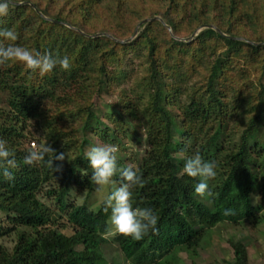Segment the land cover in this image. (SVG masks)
Wrapping results in <instances>:
<instances>
[{
    "label": "trees",
    "instance_id": "obj_1",
    "mask_svg": "<svg viewBox=\"0 0 264 264\" xmlns=\"http://www.w3.org/2000/svg\"><path fill=\"white\" fill-rule=\"evenodd\" d=\"M102 1L61 0L54 6L56 0L23 4L16 0L8 14L0 16V29H12L18 36L14 42L4 41L5 45L14 43L41 55H67L71 63L67 71L57 66L44 75L19 62L0 66V138L7 141L18 164L11 170L14 181L0 176V239L13 240L10 248L0 243V264H106L101 246L106 242L110 210L105 212L101 202L95 209L86 202L73 203L69 195L95 186L90 162L83 155L87 135L122 145L117 133L138 134L142 118L147 146L131 165L144 183L132 190V203L152 208L158 222L141 240L112 237L127 264H174L176 253H194L206 230L218 223L264 221L259 204H264V82L260 77L264 45L247 42H262L264 37L237 31L238 21L244 17V28L254 26L257 15H239L238 0H195L199 4L193 5L181 26L182 17L174 13L176 0H167L168 4L146 14L133 7L126 10L120 6L124 0H117L111 20L101 21L97 15ZM152 16L161 18L172 34L159 20L150 19L132 36L135 23ZM200 25H213L225 35L247 41L225 37L208 26L188 41L175 38L184 36L182 28L187 26L190 33ZM130 36L127 42L117 41ZM238 58L243 59L242 66L234 63ZM133 60L141 74L136 88L146 92L141 114L132 88L125 84ZM247 64L260 70L249 99L229 85L239 83V75L249 74ZM112 94L115 101L106 104L113 110L97 113L94 98ZM244 103L242 121L229 125ZM32 140L65 154L64 161H53L54 167L62 165L61 171L44 162L23 163ZM196 152L217 163V177L209 181L213 197L198 196L196 179L175 174L174 156L181 155L183 169L185 158ZM52 158L50 153L46 160ZM113 181L122 182L119 171ZM226 208L235 215L225 217ZM230 246V264H247L244 245L230 241Z\"/></svg>",
    "mask_w": 264,
    "mask_h": 264
},
{
    "label": "rangeland",
    "instance_id": "obj_2",
    "mask_svg": "<svg viewBox=\"0 0 264 264\" xmlns=\"http://www.w3.org/2000/svg\"><path fill=\"white\" fill-rule=\"evenodd\" d=\"M166 1L155 0L151 4L148 3L146 0L141 1V3L136 2V0H124L122 4H120V6L122 8H125L126 10H127V6L133 7V9H135L136 11L139 10L141 13L144 12V14H146L150 11L149 9L159 8L161 6H164L166 3L168 4V1L167 2ZM215 1L220 3L223 0H215ZM238 1L241 4L240 9L237 12L238 14L240 12V13H248L250 15L251 13H254L255 15H257V20L254 25L255 27L250 26L244 28L241 21H244L245 18L243 17V19L239 22L238 21L239 16L236 14V21H238L237 26L240 27L239 30H237L238 33L240 32L248 35L251 34V36L261 35L262 37H264V0H238ZM59 2H61V0H56L54 6L59 4ZM175 2H176V7L174 9L175 16L176 17L181 16L183 21L181 26L185 25L186 24L185 18L187 16V13H189L193 5L199 3L195 0H176ZM116 3L117 0H103L101 2V8L100 10H98V13H100V15L99 14L97 15L99 16L101 21L107 18L111 20V16L113 15L111 13ZM140 21L135 23L134 30ZM161 24L166 28V30L170 34H172L171 29L167 24H165L164 22ZM126 26H130V24L126 23ZM186 27L180 30L181 35L184 36L175 37L176 39L180 38L179 40H182L183 38L189 37L192 33L196 34L200 30V29L196 30L199 27L197 26L189 33L188 28ZM157 32H159L157 36L161 37L162 36L161 31H157ZM123 33L124 35H127V32L123 31ZM132 36L128 38L131 39ZM234 63L238 66H242L243 59L238 58L234 61ZM132 66H133V71L131 72V78L125 84L130 85V87L132 88L133 90L132 95L137 99V107L139 113L141 114V110L143 109L145 103L146 92L143 90L138 91V89L136 88V83H135L136 79L141 74L135 60L132 61ZM245 67H246L245 68L246 71H249V74L239 75L238 77L240 82L236 84L231 82L229 83V85L231 86V89L235 91V93L238 91H242L243 94L245 95L242 97L249 99V93L250 95H253L254 91L256 90L257 85L255 80L260 70H256L254 65L247 64L245 65ZM233 74L235 73L233 72ZM260 77L264 82V71L262 72V76ZM115 99L116 96L114 94L110 96L106 95L103 98H98V99L94 98V100H96L98 104L97 106L98 109L95 110L97 111V113L109 112L113 110V107L108 106L106 103L113 102L115 101ZM245 104L246 103L242 104L241 106H239V108L236 111H234V116H232V119H230L229 125H237L238 122L242 121L243 119L242 116L244 114L243 110L247 108ZM140 122H141V128L138 134L133 131H128L127 133H120V132L117 133L122 144V145H117L119 148V152L117 153L118 160L121 161L122 163L119 164L118 167L119 169L122 168V165L124 166L131 165L136 160V158L139 157V155H141V153L147 146L146 137L144 133L146 124L144 123L143 118L140 119ZM78 134L80 139L81 135L80 133ZM87 137L89 143L84 145L83 155L91 146H95L98 144H109L104 142L102 138L99 137V135L89 134L87 135ZM27 145L30 149H32L33 145H36V142L35 140L28 141ZM180 159H181L180 154H176L174 156L175 174L177 175H180L182 172V167L179 164ZM97 187L98 186L95 185L93 190L89 192L85 189L72 190L69 195V201L77 204L86 202V204L90 208L95 209L100 204L102 199V194L97 191ZM108 191H110V187L105 188V193H107ZM253 201L255 204L259 203L257 202L258 201L257 197L254 198ZM43 202H45L47 205L53 208L51 202L47 200H43ZM259 204H262L263 209L261 211L263 212L264 204L263 203H259ZM110 228H111V224L109 222L108 230ZM61 231H63L66 234L69 233V230L67 228H62ZM206 233L207 235L201 240L200 246L195 248L194 253L187 254L186 252H182V251L176 253L175 255L176 258H174L175 259L174 264H230V262L232 261V249L230 246V241L232 242L240 241L244 245L247 253V264H264V221L257 222L255 224H251L249 222H242L239 224L222 222L214 225L211 229H207ZM112 237L113 236L106 237L104 234V238L106 239V242L103 243L101 246L102 254L105 257L106 264H127V261L123 258V256L117 249L116 244L113 242ZM0 243L10 248L13 243V240L11 237H7V238L5 237L0 239Z\"/></svg>",
    "mask_w": 264,
    "mask_h": 264
},
{
    "label": "clouds",
    "instance_id": "obj_3",
    "mask_svg": "<svg viewBox=\"0 0 264 264\" xmlns=\"http://www.w3.org/2000/svg\"><path fill=\"white\" fill-rule=\"evenodd\" d=\"M16 0H0V16L8 14L9 5L15 6ZM25 0H19L23 4ZM18 39L17 33L12 29H0V66L7 65L9 62L22 63L27 69L35 72L39 71L41 75L51 72L59 66L62 70H69L71 67L70 58L65 55L53 56L50 53L41 55L29 48L8 43ZM119 148L114 144H98L89 147L84 153V157L90 162L93 170L91 183L97 185V191L102 194L101 203L103 210H110L111 228L105 234L115 236L117 234L132 237L135 240H141L149 232L155 230L158 217L155 211L149 207H133V189L136 186L143 187V179L138 175L133 165L118 169ZM53 154L51 160H46L48 154ZM14 153L9 150L7 141L0 138V176L7 181H14L15 177L12 169L18 167L14 158ZM183 155V154H182ZM65 154H57L56 150L49 144L33 145L32 149L25 155L23 163L33 165L47 163L51 165L55 172L62 170V165L53 166V161H64ZM217 163L215 161H206L199 152L188 156L184 160L182 172L188 177L196 179L194 185L195 194L200 197H213V192L209 188V181L217 177ZM121 176V183L116 185L113 177L117 174ZM110 187V191L105 193V188ZM225 217L235 215V211L226 208L222 213Z\"/></svg>",
    "mask_w": 264,
    "mask_h": 264
},
{
    "label": "water",
    "instance_id": "obj_4",
    "mask_svg": "<svg viewBox=\"0 0 264 264\" xmlns=\"http://www.w3.org/2000/svg\"><path fill=\"white\" fill-rule=\"evenodd\" d=\"M15 4H17V2H15ZM38 14H39L41 17H43V18H45V19H48V18L44 17L40 12H38ZM150 19H157V20H159L161 23H163L162 20H161L159 17L154 16V17H152V18H145V19L141 20V21L138 23L137 27H138L141 23H143V22H145V21H148V20H150ZM49 20H51V19H49ZM65 24H66V23H65ZM66 25L69 26L68 24H66ZM205 26H208V27H211V28L215 29L219 34H221V35H223V36H225V37H228V38H231V39H238V40H244V41H247V40H245V39H243V38H241V37H234V36H228V35H225L224 33H222L219 29H217V28H216L215 26H213V25H200L196 30H199V29H201V28H203V27H205ZM137 27L135 28V30H134V32H133L132 35H134V34L136 33ZM99 34H105V33H97V34H95V35H99ZM105 35H107L108 37H111V38H112V36H110V35H108V34H105ZM194 35H195V33H192L189 37H187V38H183L182 40H189V39H191L192 36H194ZM113 39H114V38H113ZM177 39H180V38H177ZM115 40H117V39H115ZM129 40H130V38H128V39H126V40H117V41H120V42H127V41H129ZM247 42H249L250 44H253V45H259V44H263V45H264V41H263V42H251V41H247Z\"/></svg>",
    "mask_w": 264,
    "mask_h": 264
}]
</instances>
